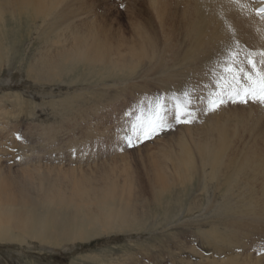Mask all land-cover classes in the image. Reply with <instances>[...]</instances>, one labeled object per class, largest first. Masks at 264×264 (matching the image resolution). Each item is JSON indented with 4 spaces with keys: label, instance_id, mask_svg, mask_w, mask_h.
I'll use <instances>...</instances> for the list:
<instances>
[{
    "label": "rangeland",
    "instance_id": "374dc122",
    "mask_svg": "<svg viewBox=\"0 0 264 264\" xmlns=\"http://www.w3.org/2000/svg\"><path fill=\"white\" fill-rule=\"evenodd\" d=\"M147 1L81 0L79 2L76 0L73 5L89 16V23H101L102 26H106L108 35L115 38L116 41H119L120 38L131 40L134 31L137 37L147 34L154 40L157 39L159 52L164 46L171 47L172 51L166 54L168 60L164 67H157L155 61L145 60L139 61L134 68L131 65V69L128 68L129 72L126 69L120 71L106 67V70L105 67L69 62L59 72V78L54 80L53 77L50 80L43 69L38 67L37 71L33 72H29L28 69L34 51L37 52L40 47H43L42 50L44 51L45 40L43 42L38 39V36L49 31L52 26L46 25L48 22L42 21V18H38L34 22L31 21L30 17L14 20L8 16L5 25L7 28L4 26L0 29V47L3 45L2 48H4L0 50V65L2 64L0 67L1 177L8 181L20 183L32 178L30 180L34 189L32 194L35 195L39 193V191L37 193V189L40 190V188L36 185L39 176L42 177V174L52 179H58L62 185L68 183L65 181L66 178L83 175L93 177L96 179L95 182L101 181L100 179H107V177L116 181L119 180L118 182L121 184L126 183L127 180H132L133 191H138L137 193L142 195L141 199L135 198L132 201H111L108 206L102 208L103 211L109 207H119L120 204H124L125 207L132 206L129 209L131 222L113 225H106L104 222L86 218H80L77 222L70 218L67 219V225L57 222L56 224L51 221L52 212L49 211V208L37 206L36 210L33 211L34 223L38 220L36 225L40 227L43 225L46 233L55 232L60 236L69 231L72 233H70V238H65L58 243H51L44 234L37 233V236H33L28 232L12 227L2 228L1 233H4L0 234V264H189L188 257L190 255H195L191 258L198 263L200 262L199 259L203 257V253H206V250H211V246L205 243L204 234L212 226L220 228L233 219H236V222L239 221L240 224L238 225L240 226L238 228L240 230H238L240 233L245 227L247 229H243L246 230L245 233L251 235L250 238L245 234L243 235L244 231L241 234L238 232V236L243 237L240 236V239L251 244L237 241L235 248L241 251L250 246L249 249H253V252L261 257L259 263L264 264V198L258 201L257 195L262 192L260 189H258L257 195H246L243 191H236L243 196V205L238 203V200V205H233L234 201L225 197L228 189L226 185L217 190L213 186L210 188L208 184L204 191V181H198L201 184L200 190L197 189L196 184L193 190L191 187L194 186H189V191H186L183 185H179L180 187L178 186L175 189L176 192L171 193L172 195L169 192L164 194L165 197L163 196L161 201L164 203L165 209L164 207H154L156 200L153 191L151 192L153 199L149 200L148 198V190L150 189L148 178L153 172L159 167H163L168 173H171L175 170L176 160L179 157L184 154H191L196 157L200 152L199 147L195 144H191L189 150H181L179 140L182 136L180 131L183 128L180 124H176L171 130L159 132L151 138H142L139 143L135 142L134 126L138 127L141 122L149 119V110L157 101L167 107L168 121L174 123L176 105L180 104L177 102L178 96H175L177 93H173L174 90H172L173 87L169 81L171 78H167L165 73L157 72L161 68H167V66L169 70L171 66L176 68L175 71H173L174 69L168 71L169 73L178 72L179 63L177 62V66L170 63L182 54L176 49L189 42L188 38L187 41L185 40L184 24L186 21L183 20L184 16H181L184 10L183 6L179 5L176 0H170L169 19H164L163 24L168 22L165 23L166 25L164 24L165 27H162V16L155 17V13L151 12ZM121 4L124 5L123 8L120 7ZM172 4L177 8L172 7ZM79 6L80 8H78ZM18 21L20 22L18 23ZM70 26L72 27V24ZM54 38L55 36L50 38L49 45L54 44L52 43ZM239 41L237 39L238 44L235 43L237 46L233 43L228 45L226 49L232 46L239 52V60L245 61L249 52H255L254 47L250 50L251 45L248 42L247 44L244 41ZM20 42L21 45H19ZM32 42L38 45L31 47ZM210 46L206 49L203 45L204 54L201 50L202 45H198L197 49L190 52V55L195 52L192 56L194 55L193 59L196 61L195 66L199 64L200 72H203L201 74L212 77L210 81L207 80L209 83L203 84L202 89L199 88V91L200 89L203 91L202 94H205V91H209L206 96L216 91L223 92L226 86L227 88L232 86L235 80L230 78H233L235 73L238 74L237 80L243 82L247 80L243 73L224 72L223 67L227 61L229 48L227 50L224 48L223 51L220 47H218L219 49L214 48L216 46L209 48ZM16 51L17 53H15ZM198 54L201 56L199 57ZM146 56L147 54L139 57ZM200 58H205V61ZM253 59L257 61L256 56H253ZM187 64H183L184 68ZM240 66L244 68L245 72L252 71L251 66L246 62ZM263 66L264 64L260 63L258 68L263 69ZM182 68L181 66L180 69L182 70ZM223 79H230L231 84L222 83L221 85L220 81ZM196 93L198 94V91ZM69 94L71 96L68 97ZM72 100L73 102H71ZM197 100L192 101L191 106L194 108L191 107V110H194H192L193 113L199 109L195 107ZM257 104L253 102L241 104L230 101L224 104L222 110L220 109V115L229 116V118L226 116L224 120H220V124L229 125L232 130H237L239 138L236 143L233 142V148H241L242 140L243 142L247 139L253 141V138H250L251 133L264 128V105ZM193 121V124H197L195 120ZM183 124L181 123V125ZM128 136L133 137V147H129L126 143L125 138ZM28 154L29 158L25 157L20 164H15L17 159ZM78 154L85 155L84 162L80 164L77 160L72 164L68 163L72 156L78 159ZM229 154H236V150L229 151ZM87 155L91 158L88 162L86 161ZM54 163L61 168L64 167V170L68 169L69 166H75V168H71L79 169L77 174H62V172H58L60 167L54 168L56 166ZM25 166L32 170L28 172L29 174H24V170H21L26 168ZM83 170L85 173L82 174L81 171ZM216 182L213 180L211 183L215 184ZM199 198L203 199V205L188 215L186 209L189 204ZM209 199L215 201V209L210 213L202 214L207 208L206 203ZM247 201L252 202L245 204ZM223 204L231 206H223ZM65 209L62 207V209L60 208L62 211L59 212L63 218H66V211H68ZM46 214H49V218ZM196 215H202L206 218L205 221L196 223L197 225L189 222ZM39 216L40 220L38 219ZM242 216L245 219H242ZM65 221L64 219L63 222ZM41 223L43 224L41 225ZM79 232H83L85 235L82 236ZM245 236L249 238L248 241H246ZM241 243L246 246L241 248L243 246ZM237 244L241 246L239 247ZM237 258L241 264L252 263L246 257L238 256Z\"/></svg>",
    "mask_w": 264,
    "mask_h": 264
},
{
    "label": "bare ground",
    "instance_id": "6f19581e",
    "mask_svg": "<svg viewBox=\"0 0 264 264\" xmlns=\"http://www.w3.org/2000/svg\"><path fill=\"white\" fill-rule=\"evenodd\" d=\"M75 1L76 0H0V29L7 24L8 16L9 18H12L14 20L23 19L24 17H30L31 21L34 22L36 21V19L42 18V21L48 22L47 24H44L52 26L49 31L38 36V39H41L42 41L45 40V42L43 41L45 47L44 51L42 50L43 47H40L37 52L34 51L33 58L30 61V66L28 69L29 72L37 71L39 67L40 69L44 70L47 78L50 77L51 80L54 77V80H56L57 78H59V72L62 70L63 66L66 63L69 64V62H73L74 64L83 63L87 66H100L101 68L111 67L120 71H124V69H126L129 72V69H131V65L134 68L139 61H155L157 67L165 66L168 60V56L166 54L167 52L172 51L171 47L164 46V48L159 52L157 39L154 40L150 35L147 34H142L140 37H137L134 31L133 38L131 40L120 38L119 41H116L114 40L115 38H111V36L108 35V29H106V26H102L101 23L92 24L90 22V24L88 21L89 16H87L84 11L78 10L73 5ZM78 1L81 2V0ZM176 1L179 5L183 6L184 9L181 16H184L185 19L183 18V20L186 21V23L184 24V32L186 35L185 40L187 41L188 38L189 42L186 45H183L182 47H178L176 49V51H181L182 54L178 58H174L170 63L174 65L176 64V66L179 63L180 66L178 65L179 67H177V70L179 68L178 72L176 71V73H169L170 70L172 71L175 66L173 68L171 66L172 69L170 68V70L167 66V68H161L157 73H165L167 78H171L169 81L170 84H172L171 86L173 87V89L171 88V86L170 88L175 91H173V93H177V95L175 94V96H178V103L184 101L182 93L185 90H188L191 93V101L194 102L196 99H198L195 102V107L199 109H195L196 112L193 113L195 116L194 120L197 122V124H193L194 121L192 123H182L183 125H181L180 123V126L183 129H181L180 131V133L182 132V136H179V143L182 151L189 150L191 148V144L197 145L199 147L200 154H198L196 157L191 154L182 155L176 160L175 170L171 173H168L163 167H159V170L157 169L155 172H153L152 175L148 178V183L150 186V189L148 190V198L149 200L153 199L151 193L153 191L154 199L156 200L154 207H164L165 209L166 207L161 201L164 194H167L168 192L170 194L172 192H176L175 189L179 185H183L184 189L186 191H189V186H194L196 184L197 189L200 190L201 184L198 181H204V191L207 189L206 186L208 184L210 188L213 186L217 190H220L223 186L226 185L228 189L225 197L231 201H234L233 205H238L237 200L239 201L238 203H242L243 205V196H241L239 193H236V191H243L246 193V195H257L256 193L258 192V189H260L262 192L260 193V195H257L259 197L258 201H260L264 198V128L262 130L253 131L251 133V137H249L253 138V141L247 139L245 140V142H243L242 140L241 148H233V142L236 143L237 139L239 138L237 130H232L231 126L229 125L220 124V120H224V118L228 116H224L225 114L220 115V109L222 110L224 108L223 106L225 105H222L215 112L206 111L208 102L210 98H212V96H206L207 92L209 91H205L206 93L202 94L203 91H201V89L203 84L209 83L207 82V80L210 81L212 77L206 74H201L202 71L200 72V67H198L199 64L195 66L196 61H194L195 59H193L194 55L192 56V54H194L195 52L191 53V55L190 52L197 49L198 45H202V51L206 47L208 48V46L210 45L211 46L209 48H211L212 46H216L214 48L220 47V49H223L224 51V48L226 49L228 45L233 43L235 45V42H237L238 39L240 40L239 42H248L251 45H249L251 47L250 50H252V47H254L253 49L255 52L253 53H256V55L254 56H256L257 58V70H264V66L263 69L258 68L261 60V56L259 55V53L264 52V18H261V16L257 15L255 12L256 8L264 7V0H244V2L247 4V7L244 9L237 8L236 5L231 2V0ZM147 2L149 4L151 12L153 11L155 13V17L162 16L161 25L162 27H165L164 24L168 21L164 24L163 21L164 19H169L168 13L170 10H168V7H170V0H148ZM173 6L174 5L172 4V7ZM78 8H80V6ZM91 21L93 22L94 20L92 19ZM19 22L20 21H18V23ZM70 24H72V27L70 26ZM45 28L47 29V26ZM52 36H55V38L53 39L54 42H52L54 44L49 45L51 42L50 38ZM19 45H21V42ZM37 45L38 44L34 42L31 43V47ZM203 45H205V48H203ZM1 46L3 47V45ZM2 47H0V50ZM15 53H17V51ZM197 53L200 54L201 52ZM146 54V57H139ZM221 54L223 55V53ZM187 62L189 63L187 64ZM183 64H187L185 65V68ZM181 66L184 69L182 68L181 70ZM175 69L173 71H175ZM237 75L238 74L235 73L236 77H238ZM230 79H223L222 81H220L221 85L222 83H230ZM245 82L239 81L240 84H244ZM232 86H236V81L232 83ZM199 88H201L200 91ZM225 88L227 89V86ZM197 91L198 94L196 93ZM67 96L69 97L71 96V94ZM71 102H73V100ZM226 118H229V116ZM158 138L160 139V137ZM235 150L236 154H229V151ZM171 154L175 153L172 152ZM28 156L29 154L21 156L19 159H17V161H15L14 159L15 164H20L23 159ZM90 159L91 158H89V156L87 155L86 161L88 162L90 161ZM77 160L81 164L85 160V155L78 154V159L72 156L68 163L72 164V162L74 163V161L76 162ZM56 167H60L58 168V172H62V174H77L76 172H78L79 169H73L75 168V166H69V168L66 170L63 169V166V168H61V166L56 165L54 168ZM82 168L84 169V167ZM51 169L50 171H52ZM21 170H24V174H29L28 172L32 171L27 167L22 168ZM85 170L81 171L82 174L85 173ZM40 176L36 187H39L41 192L39 189H37V193L38 191L39 193L35 195L32 194L34 191L32 187V181H30L32 180V178H28L24 183H20L5 180L3 179L4 177H1L0 175V234L4 233H1L2 228L12 227L28 232L33 236H37V233L42 235L44 234L49 242L58 243L65 238L69 239L71 232L69 233V231H66L64 232L63 236H60L55 232L46 233L43 229V223H41L42 227L36 225L38 223V220L35 222L36 224L34 223L33 219L35 216L33 211L36 210L37 206H43L45 207V209L49 208V211L52 212L51 221L55 223H65L64 225H67V219L71 218L74 222H77L80 218H86L88 220L95 219L96 221L104 222L106 225H113L117 223H130L131 213L129 212V209L132 206L129 205L125 207L124 204H120L119 207H109L103 211L102 208L108 206V203L111 201H132L135 198L141 199L142 196L141 194L137 193L138 191H133L134 188L132 180H127L126 183L123 182V184H121L118 182L119 180L116 181L107 177V179L104 178L100 179L101 181L98 180V182H95L94 180L96 179H94L93 177L91 178L89 175H83L80 177L71 176L69 178H66L67 180L65 181H68V183H64L65 185H62V183H60L58 179H52L50 177L44 176L43 174L42 177ZM208 176L209 179H207ZM213 180L217 182L215 184L211 183L213 182ZM194 188L195 186L191 187L192 190ZM251 202L252 201H247L245 204ZM203 203V199H195L192 204H189L188 208L186 206L187 214L190 215L191 213H194L197 208H200L203 205ZM206 205L207 208L202 214L210 213L215 209V201L213 199H209ZM223 206L231 205L223 204ZM62 207H65L68 210L66 211V216L64 215L66 218H63V215L59 213L60 211H62L60 210V208L62 209ZM230 210H232V208H230ZM48 215L47 217L49 218ZM38 219L40 220V216ZM64 219L66 220L65 222H63ZM205 219L206 218H204L202 215H196L189 222H191L192 224H198L204 222ZM242 219L245 218H243L242 216ZM238 224H240L239 221L236 222V219H233L224 226H220V228L218 226H212V228L208 230L203 236V238L205 239V243L211 246V250L205 249L206 253H203V257L199 259L200 262L198 263L194 262V260L191 258L195 257V255H190V257H188L190 260L189 264H241V262L237 258L238 256L250 259L252 262L251 264H260L259 260L261 259V257L255 254L253 252V249H249L250 246H248V248H244V246H246L244 244H246L247 242L245 243L244 239L239 238L241 235H238L241 234L242 231H244L243 229L245 227H241L243 229L240 233V229L238 228L240 225ZM245 231L243 235H247ZM79 233L82 236L85 235V233L83 232ZM247 236H249V234ZM245 239H247L246 241H248L249 238H246L245 236ZM237 241H241L244 243H241L243 244L241 248L244 249L240 251L237 248L239 252L235 248ZM193 243L195 242L193 241ZM237 246L240 247L241 245L237 244Z\"/></svg>",
    "mask_w": 264,
    "mask_h": 264
},
{
    "label": "snow or ice",
    "instance_id": "6c2138e0",
    "mask_svg": "<svg viewBox=\"0 0 264 264\" xmlns=\"http://www.w3.org/2000/svg\"><path fill=\"white\" fill-rule=\"evenodd\" d=\"M232 3L236 5L237 8L244 9L247 4L244 0H231ZM121 8L124 7L123 4L120 5ZM257 15L264 18V7L255 9ZM238 44V42H235ZM256 53L249 52L245 57V61L239 60V52L232 47H229L227 51V61L223 67V70L228 73H233L234 71L243 73L247 77V81L244 84H240L236 76L233 79L236 81V86H229L223 92L216 91L211 94L212 99L208 102V107L206 111L215 112L222 105L228 102L248 104L250 101L253 103H258L264 105V70H257V61L253 59ZM261 56V64H264V52L259 53ZM246 62L251 66V72H245L243 67H240L242 63ZM219 84V82H217ZM184 101L176 105V112L174 115V123H169L168 121V109L166 106L162 105L157 101L149 110L150 117L147 121L141 122L139 126H134L133 131L136 133L135 142H141V139H148L151 136L156 135L159 132L165 130H171L176 124L180 123H192L195 116L191 110V93L185 90L182 93ZM126 143L129 147H133V137L128 136L125 138Z\"/></svg>",
    "mask_w": 264,
    "mask_h": 264
}]
</instances>
